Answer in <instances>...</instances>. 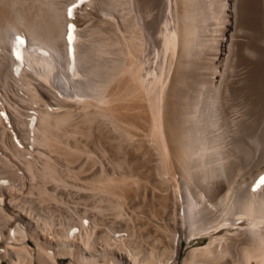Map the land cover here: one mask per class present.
Returning a JSON list of instances; mask_svg holds the SVG:
<instances>
[{"label":"bare ground","instance_id":"1","mask_svg":"<svg viewBox=\"0 0 264 264\" xmlns=\"http://www.w3.org/2000/svg\"><path fill=\"white\" fill-rule=\"evenodd\" d=\"M64 2L0 0V264H264V0Z\"/></svg>","mask_w":264,"mask_h":264},{"label":"rangeland","instance_id":"2","mask_svg":"<svg viewBox=\"0 0 264 264\" xmlns=\"http://www.w3.org/2000/svg\"><path fill=\"white\" fill-rule=\"evenodd\" d=\"M62 1H63V2L65 1L64 4H65V5H68V3H69L71 0H62ZM66 1H67V2H66ZM78 1H81V2L85 3V7H87V8H89V5H90V7H91V5L94 6L93 3L89 2V0H78ZM86 1H87V2H86ZM107 1H108V0H107ZM110 1H112V0H109V2H110ZM89 3H91V4H89ZM88 4H89V5H88ZM67 9H68V8H67ZM99 11H100V10H99ZM100 13H101V11H100ZM101 14H102V13H101ZM65 35H66V33H65ZM66 39H67V37L65 38V40H66ZM146 39L148 40V38H147V37L145 38V46L147 47V45L149 44V43H148L149 40H148V42H147ZM146 42H147V43H146ZM146 44H147V45H146ZM156 48H157V50H158V47H156ZM144 51H145V53L143 52V53H142L143 55L146 54V50H144ZM149 52H151V50H150ZM152 52H153V50H152ZM152 52L148 54L150 57H152V54H153ZM143 55H142V56H143ZM4 80H5L6 82L9 81V82H8V85H9V86H8V85H7V86H8V87L11 86L10 89L16 91V95H17V94L19 93L18 91H19L20 87L17 86V85H16V87H15V83H14V82L12 83L11 79H9L8 77L5 78ZM4 80H2V81L4 82ZM6 84H7V83H6ZM13 86H14V87H13ZM13 88H14V89H13ZM16 95H14V98H16V97L18 96V95H17V96H16ZM19 98H21V97L18 96L17 99H19ZM28 111H29V110L26 109V112H28ZM26 129L28 130V128H26ZM27 135H28V133L26 132V137H25L26 139H24V141H25V143L28 144V141H27ZM21 145H22V144H21ZM21 145L19 144V145L17 146V148L19 147L18 149L20 150V153H22V154H24V155H27L29 152L26 151V150L23 151V149L21 148L23 145H22V146H21ZM20 173L22 174V176H23V178L25 179L26 182H24V186H23L22 184L19 185L18 183H16L17 186H14V191L17 190L16 192H20V191L22 192V190L25 189V191L23 190V192L25 193L26 190H27V186H28L27 183L29 182V180H28V178H27V176H26V175H27L26 172L23 173V171H20ZM4 176H5V175H0V177H4ZM263 176H264V174H262L261 176H259V179H260L261 177H263ZM4 181H5V180H4ZM20 186H21V188H20ZM17 187H18L19 189H18ZM22 187H23V188H22ZM24 187H25V188H24ZM20 189H21V190H20ZM82 202H83V203H82ZM82 202H81L82 205H80V206H81L82 208H84L85 210L88 208L86 211L84 210L85 212L92 210V209L89 207L91 204H93V202H92L91 200H88V201H87V202H89L88 205L85 204L84 206H83V204H84V203H87V202H86V200H85V201L82 200ZM86 207H87V208H86ZM135 207H136V210H135ZM89 208H90V210H89ZM125 208H127V207H125ZM128 208H129V209H128ZM128 208H127V211H126V209L124 210V212L127 213L126 216H128V214H129L130 212H132V213H134V214H136V215H138V216H143V217H145V218H147V219H150V220H148V221H150L149 223H150V226H152V227L150 228V226H147V228H145L146 230L142 229V232H139V230H137V231L135 232V235H136V237H137V236H141L140 239H139V237H137L139 242H140V240H141V242H140L141 245H142V243H143V244L145 243L144 245H146V246H148V245L151 246V245H152V240L150 241V239H151L152 237H154L156 233H157V234H156L157 236H155V238L157 237V239H158V236H159V237L161 236V235H159V231H156V228H155L154 226H155V224H157V222H158V223H160L161 221L163 222V218H162V217H161V219H159L158 217H157V218H156V217H153V219H152V217H151V218H148L149 216H148V210H147V208H146L145 206H141L140 204H139V205H134V206L131 205V206H129ZM132 208L135 210V212L133 211ZM141 208H142V209H141ZM131 209H132V210H131ZM137 209H138V210H137ZM109 210H110V209H109ZM109 210H107V211L110 212V214H109L107 211H105V212H107V213L104 212L103 215H100V213L98 214V216H100V217L104 216V214H107V215H105V218L102 217V218H104V220H105V221H104V220H102V221L104 222V225H105L104 228H105L106 230H108V228H109V226H108V225H109V224H108L109 221H111L112 219H114L113 216H112V211H111V210L109 211ZM128 210H129L130 212H129ZM93 211H94V210H93ZM93 211H90L89 213L87 212V213H88V216H90V213H93ZM110 215H111L112 217H111ZM144 215H145V216H144ZM106 216L108 217L107 219H106ZM146 216H147V217H146ZM87 218H88V217H87ZM89 218H90V217H89ZM89 218H88V219H89ZM155 218H156V219H155ZM117 220H118V219H117ZM120 220H122V219H119L117 222L119 223ZM151 220L154 221V223H151V222H152ZM89 221H92L91 218L88 220V222H89ZM114 221H115V219H114ZM155 221H156V222H155ZM120 222L122 223V224H120V225H123L126 221H125V220H124V221L122 220V221H120ZM123 222H124V223H123ZM114 223H116V222H114ZM131 223H132V222H131ZM151 224H152V225H151ZM72 225H76L77 227H75V230H76V231H77V230L79 231L78 224H72ZM148 225H149V224H148ZM153 225H154V226H153ZM58 226H59V225H56L55 228L57 227V229H58V228H59ZM106 226H107V228H106ZM144 227H146V226L143 225V227H140V231H141V228H144ZM148 227H149V228H148ZM121 228H122V227H121ZM121 228H120V230L118 229L119 231L116 229L115 232H111V234H112V235H116V236H118V238H129V237L131 236V235L128 234L129 232L127 231V233H126V232L123 230V228H122V229H121ZM152 228H155V229H152ZM150 229H151V230H150ZM153 230H154V233H155V231H156L155 234L153 233ZM78 231H77V234H78ZM145 232H146V233H145ZM114 233H115V234H114ZM138 233H139L140 235H137ZM142 233L144 234V236H143ZM149 233L152 234V236H151V234L149 235L150 238L147 237V235H146V234H149ZM153 234H154V236H153ZM135 235H134V238L136 239ZM142 236H143V237H147V240H149L150 242H149V241H144L146 238H143ZM132 237H133V235H132ZM142 238H143L144 240H143ZM161 239H162V238H161ZM161 239H158L157 243L159 242V244H161L162 241H163V240L161 241ZM142 240H143V241H142ZM190 240H191V242H190L189 244H188V242H186L185 240H182V243H183L182 257L187 253V251H188L189 249H191V248H193V247H195V246L201 247V246H203L204 244H206V243L208 242L207 237H203V236L197 237V239L193 238V239H190ZM28 242L30 243V245H32V243H31L30 241H28ZM147 242H148V243H147ZM11 243H12L13 246H15V245L18 246V245H17L18 243H17L16 241H11L10 244H11ZM147 244H148V245H147ZM159 244H156V245L159 246ZM67 262H68L67 259H63V258L60 259V264H67ZM4 264H7V263L4 262Z\"/></svg>","mask_w":264,"mask_h":264},{"label":"snow or ice","instance_id":"3","mask_svg":"<svg viewBox=\"0 0 264 264\" xmlns=\"http://www.w3.org/2000/svg\"><path fill=\"white\" fill-rule=\"evenodd\" d=\"M68 16H69V19H71V17H72V8H69ZM73 32H74V26L72 24H69L68 25V29H67V40H68V45H69V47H68V55H69L70 59L72 58V53H73V50H72V42L74 40ZM19 58L20 57L17 56V59H19ZM258 183H259V185H264V177H261Z\"/></svg>","mask_w":264,"mask_h":264}]
</instances>
